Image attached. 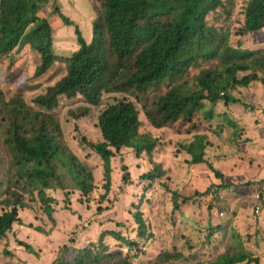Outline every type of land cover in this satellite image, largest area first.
I'll return each instance as SVG.
<instances>
[{
    "label": "trees",
    "instance_id": "16d2710c",
    "mask_svg": "<svg viewBox=\"0 0 264 264\" xmlns=\"http://www.w3.org/2000/svg\"><path fill=\"white\" fill-rule=\"evenodd\" d=\"M78 4L79 11H89L90 39L59 8V0H0V146L9 158L7 162L0 150V242L7 241L3 255L11 257L8 239L15 235L16 227L24 226L20 215L32 210V204L40 205L55 227L53 195L57 192L66 201L79 195L84 200L79 208L90 216L94 215L90 204L96 202L100 216L112 189L113 160L125 159L129 151L141 164L132 169L122 163L123 188L117 192L127 188V193L137 194V211L116 223L118 228L109 223L95 240H70L52 264H135L124 251H137L138 241H149L152 227H160L157 218L145 214L151 201L149 192L159 182L171 196L174 214L194 207V199L200 204L205 196L183 191L181 181L178 188L172 186L174 177L155 158L161 140L145 128L168 129L182 137L180 144H171L178 150L176 155L187 156V169L206 163V149L213 144L211 134L231 127V138H239L241 129L229 117L215 116L206 104L234 106L239 103L234 92L248 91L253 85L264 89V48L233 47L229 31V21L238 8L242 17L235 33L238 37L263 31L264 0H79ZM49 5L63 25L75 28L77 50L64 61L66 76L32 98L31 104L18 95L8 99L2 84L13 77L10 70L25 45L40 56L36 77L47 74L57 62L52 27L41 14ZM6 63L8 69L3 71ZM106 94L121 98L98 118L102 141L83 139L100 157L104 194L94 200L98 190L94 172L68 146L54 111L61 98H79L95 107ZM89 112L83 106L70 114L79 119ZM212 168L217 178H223ZM262 187L264 178L239 187L248 189L250 198L257 195L253 208L259 205V213L264 206ZM184 190L190 191V187ZM210 228L209 243L217 232ZM29 229L46 238L54 231L31 225ZM230 235L225 251L201 264H263L264 259L246 250L239 234L232 231ZM19 245L39 259L30 245ZM184 257L166 253L154 264H194Z\"/></svg>",
    "mask_w": 264,
    "mask_h": 264
},
{
    "label": "rangeland",
    "instance_id": "374dc122",
    "mask_svg": "<svg viewBox=\"0 0 264 264\" xmlns=\"http://www.w3.org/2000/svg\"><path fill=\"white\" fill-rule=\"evenodd\" d=\"M78 1L59 0V8L68 18L77 23L83 34L85 33L90 39L89 11L88 9L86 12L79 11ZM52 11L53 6L49 5L41 14L48 19L52 27L57 62L47 74L36 77L35 70L41 63L40 56L29 45H25L10 70L13 77L8 83L2 84V91L8 99L18 95L31 104L32 98L44 94L48 87L66 76L64 61L73 56L77 50L75 28L63 25L56 16L51 14ZM240 13L241 10L238 8L229 21L230 45L235 47L240 44L247 49L264 48V30L258 34H250L241 38L235 34L242 19ZM7 69L8 64L6 63L3 71ZM20 78L21 81L17 82ZM232 96L239 101L238 104L233 106L218 102L213 107L206 104V109L212 110L215 116L229 117L241 129L239 138L237 140L231 138V127H225L221 134H211L213 144L206 149L207 161L197 167L192 166L191 169H187L185 163L187 156L176 155L178 150L171 143L180 144L182 137L173 135L168 129L155 131L149 127L145 128V131H151L156 139L161 140L155 158L156 161L164 164L168 175L174 177L172 186L178 188V183L181 181L183 191L205 193V196L200 204L197 199H194L196 203L194 207L189 206L186 212L174 214L171 207V196L164 192L159 182L155 189L149 192L151 201L145 214L151 218H157L160 227H152L154 233L149 241H138L137 251L135 249L124 251L129 253L135 264H154L159 256L166 253L181 254L194 264L211 262L225 251L232 231L242 237L247 251L251 252L254 257L259 256L264 259V206L259 215H256L253 205L254 199L258 198L257 195L250 198L248 189L239 188L242 184L264 178V89L260 85H253L248 91L240 90V92H234ZM119 98H121L120 95L106 94L102 97L100 104L95 107L88 106L84 100L79 98L74 100L61 98L59 107L54 111L68 146L94 172L98 188L94 200H98L101 194H104L102 174H100V157L88 144L84 143L83 139L90 143L102 141L98 129V118L109 105L116 104ZM83 106L90 109L86 116L82 115L77 119L70 114V111H76ZM216 122L221 123V119H216ZM217 145L220 146L219 149ZM0 150L8 162L6 149L0 146ZM123 162V165L132 169L137 164H141L135 154L129 151L125 159L119 156L113 160L112 189L107 201L102 203L101 208L104 212L100 215L101 217L97 215L100 205L96 202L90 204L94 214L90 216L85 208H79L80 203L84 201L79 195L73 200L68 198L66 201L64 194L57 192L53 195L56 201L53 214L55 227L46 218L40 205L32 204V210L20 215L24 226L16 227L15 235L8 239V250L11 251V257L3 255L7 241L0 242V264H52L57 259L59 250L68 246L70 240L75 242L81 240L82 243L85 240H95L104 233L103 230L107 229L109 223L115 227L116 223H121V220H128L127 214L130 213L132 216L137 211L138 196L132 192L127 193V188L117 192L118 188H123L121 179ZM211 166H215L223 178H217ZM134 179L138 180L137 177ZM221 185H227L228 188L222 191L220 190ZM186 187H190V191L184 190ZM215 187L224 194H212V189ZM260 195L263 196L264 201V187ZM68 206L71 207L70 210L65 209ZM78 219H82L81 226H78L80 223ZM29 225L32 228L38 227L46 231L53 228L54 231L46 238L29 229ZM210 227L217 229V232L209 243L207 237L212 232ZM152 230L148 234L152 233ZM151 240L153 242H150ZM19 243L28 244L34 248L39 259L27 254Z\"/></svg>",
    "mask_w": 264,
    "mask_h": 264
},
{
    "label": "built area",
    "instance_id": "2783aa9c",
    "mask_svg": "<svg viewBox=\"0 0 264 264\" xmlns=\"http://www.w3.org/2000/svg\"><path fill=\"white\" fill-rule=\"evenodd\" d=\"M220 195H223V193H220ZM259 210H260L259 205H256V206L254 207V213H255L256 215H258V214H259Z\"/></svg>",
    "mask_w": 264,
    "mask_h": 264
},
{
    "label": "clouds",
    "instance_id": "9594fccd",
    "mask_svg": "<svg viewBox=\"0 0 264 264\" xmlns=\"http://www.w3.org/2000/svg\"><path fill=\"white\" fill-rule=\"evenodd\" d=\"M226 189V188H225ZM220 190H222V189H220ZM234 190H236L235 188H234ZM223 191V190H222ZM212 193L213 194H217V195H220V193H222V192H219L218 190H217V187H215L214 189H212ZM224 194V193H223Z\"/></svg>",
    "mask_w": 264,
    "mask_h": 264
}]
</instances>
